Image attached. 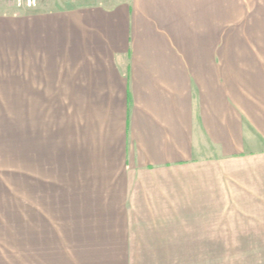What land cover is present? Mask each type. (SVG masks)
<instances>
[{
  "label": "crops",
  "instance_id": "obj_1",
  "mask_svg": "<svg viewBox=\"0 0 264 264\" xmlns=\"http://www.w3.org/2000/svg\"><path fill=\"white\" fill-rule=\"evenodd\" d=\"M53 2L0 13V264L28 143L31 264L264 260V0Z\"/></svg>",
  "mask_w": 264,
  "mask_h": 264
},
{
  "label": "rangeland",
  "instance_id": "obj_2",
  "mask_svg": "<svg viewBox=\"0 0 264 264\" xmlns=\"http://www.w3.org/2000/svg\"><path fill=\"white\" fill-rule=\"evenodd\" d=\"M60 2L63 0H36V5L35 6H29L27 3V0H0V13L1 14H15V15H22L23 19L28 18L31 10H36L39 7H41L42 4L45 3H52V2ZM65 2L71 1V0H64ZM53 2V3H54ZM70 3V2H68ZM47 5V4H45ZM26 46V47H25ZM23 47L26 48V51L23 52V59L28 60L29 59V54H28V44H24ZM28 79V67L25 68L23 67V80ZM25 91L23 90L22 93L23 95H27L24 93ZM28 117V116H27ZM51 122V117L49 118ZM26 117L23 115V142L28 143V136L26 132H28L27 126H26ZM40 123V122H39ZM38 123V124H39ZM37 159L41 161L39 153L36 155ZM35 167V172L40 175V173L43 176V172H45V165L42 163H37L34 164ZM21 166H22V171H21V178L18 180L20 189H17V192H21V208H22V213H21V237L19 236L17 238L15 245L16 250L22 251L23 259H22V264H31L30 260V252L31 251H40L41 246L39 243L36 242V240L39 239L40 237V229L37 227V222L39 223V219L36 217V224L34 228V243L31 244V221H30V195H29V175L30 173L33 174V171H30V161H29V143L28 144H23V150H22V158H21ZM14 165L7 160L5 163L3 161H0V171L3 174L4 180L7 181L9 179L10 183V189L13 190L14 188V178H13V173L14 171L11 170L13 169ZM32 169V168H31ZM49 171H53V165L51 164L49 167ZM40 177V176H39ZM51 181L52 176H50ZM37 208L41 207L39 203L35 205ZM37 214V213H36ZM55 215V214H54ZM12 232L10 229L7 227V248H9V242L10 240L9 237H11ZM13 240V239H12ZM13 244V243H12ZM67 248H74L73 245H66ZM8 250V249H7ZM10 250V249H9ZM51 250H55V245H51ZM35 264L41 263L42 261L35 260L33 261ZM214 264H264V260H214Z\"/></svg>",
  "mask_w": 264,
  "mask_h": 264
},
{
  "label": "built area",
  "instance_id": "obj_3",
  "mask_svg": "<svg viewBox=\"0 0 264 264\" xmlns=\"http://www.w3.org/2000/svg\"><path fill=\"white\" fill-rule=\"evenodd\" d=\"M27 3L29 6H35L36 5V0H27Z\"/></svg>",
  "mask_w": 264,
  "mask_h": 264
}]
</instances>
